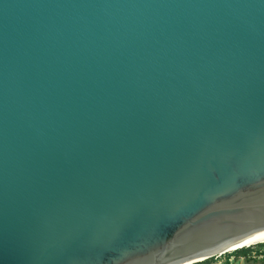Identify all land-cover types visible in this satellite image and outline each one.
Masks as SVG:
<instances>
[{"label":"water","instance_id":"obj_1","mask_svg":"<svg viewBox=\"0 0 264 264\" xmlns=\"http://www.w3.org/2000/svg\"><path fill=\"white\" fill-rule=\"evenodd\" d=\"M261 231L264 0H0V264Z\"/></svg>","mask_w":264,"mask_h":264},{"label":"rangeland","instance_id":"obj_2","mask_svg":"<svg viewBox=\"0 0 264 264\" xmlns=\"http://www.w3.org/2000/svg\"><path fill=\"white\" fill-rule=\"evenodd\" d=\"M244 250H236L233 252H226L221 254V256H231L234 255L238 260V264H264V242L254 245L248 249L243 248ZM215 256V255H212ZM209 256V257H212ZM207 257V258H209ZM206 258V259H207ZM203 261V260H202ZM199 262V263H198ZM205 264L204 262L196 261L190 264Z\"/></svg>","mask_w":264,"mask_h":264},{"label":"bare ground","instance_id":"obj_3","mask_svg":"<svg viewBox=\"0 0 264 264\" xmlns=\"http://www.w3.org/2000/svg\"><path fill=\"white\" fill-rule=\"evenodd\" d=\"M263 242H264V231L257 232V233L250 235L249 237H246L245 239L235 241V242L229 244L224 249L219 250L218 252H215L214 254L202 255V256L193 258L191 260L185 261V262H180L178 264H190V263H193L196 261H202V260H205L207 257L212 256V255H221V254H224L228 251H233V250H236L238 248L248 247V246L256 245L258 243H263Z\"/></svg>","mask_w":264,"mask_h":264},{"label":"built area","instance_id":"obj_4","mask_svg":"<svg viewBox=\"0 0 264 264\" xmlns=\"http://www.w3.org/2000/svg\"><path fill=\"white\" fill-rule=\"evenodd\" d=\"M200 262H204L205 264H238V260L234 255L231 256L215 255Z\"/></svg>","mask_w":264,"mask_h":264},{"label":"trees","instance_id":"obj_5","mask_svg":"<svg viewBox=\"0 0 264 264\" xmlns=\"http://www.w3.org/2000/svg\"><path fill=\"white\" fill-rule=\"evenodd\" d=\"M258 244H260V243H258ZM256 245H257V244H256ZM252 246H254V245H251V246H248V247L238 248V249H236V250H239V249L244 250L243 248L248 249V248H250V247H252ZM236 250H233V251L236 252ZM233 251H228V252H233ZM228 252H227V253H228Z\"/></svg>","mask_w":264,"mask_h":264}]
</instances>
